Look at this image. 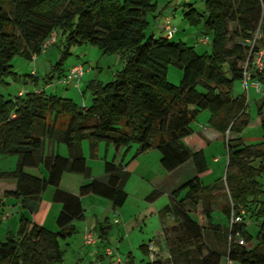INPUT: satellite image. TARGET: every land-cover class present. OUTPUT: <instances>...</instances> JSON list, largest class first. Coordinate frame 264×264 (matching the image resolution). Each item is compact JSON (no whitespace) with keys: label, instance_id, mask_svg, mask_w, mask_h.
<instances>
[{"label":"trees","instance_id":"trees-1","mask_svg":"<svg viewBox=\"0 0 264 264\" xmlns=\"http://www.w3.org/2000/svg\"><path fill=\"white\" fill-rule=\"evenodd\" d=\"M184 4L183 18L188 24L201 25L210 44L208 52L198 53L181 40L172 41L173 36L146 37V14L155 11V0H0V86L8 85L9 78L21 79L12 69V58L18 55L31 61L42 53L41 45L52 32L61 55L44 76L45 84L66 74L62 65L74 45H91L123 61L110 81L87 82L88 106L79 107L70 98L46 94L43 89L7 98L0 93V156H17L13 170L0 172L1 179L16 182V189L4 195L22 202L40 201L52 186L53 200L62 204L55 232L20 213L16 231L0 242V264H59L64 253L60 240L70 237L75 232L73 222L83 218L82 196L103 197L113 207L124 204L129 172L113 160L104 161L106 181L89 179L80 184L77 194L59 189L64 172L91 177L81 150L85 139L92 149L99 141L116 150L135 142L133 158L156 149L166 171L193 163L195 175L175 188L159 211L163 223L172 217V224L162 229L168 257L140 264H224L226 259L234 264H264V93L257 103L261 139L245 143L241 133L249 123L247 96L232 92L234 83L243 78L244 65L250 66L253 53L264 47V0H204L201 10ZM257 30L258 46H251ZM170 65L181 70L177 85L167 80ZM26 76L37 84V75ZM250 78L264 87V69L253 71ZM205 110L207 124L226 146L223 176L209 184L201 179L208 171L203 151L184 141L193 134L197 115ZM46 142L65 144L67 155L44 154ZM40 163L46 168L45 177L24 171ZM219 193L224 198L220 210L225 224L213 222L211 215ZM158 196L152 190L147 199ZM199 202L204 226L189 213ZM231 211L243 214L242 221L230 227ZM246 217L257 227L254 236L244 224ZM97 227L101 241L109 226L97 223ZM236 233L254 244L239 245ZM140 248L146 251L144 245ZM128 258L127 264H132Z\"/></svg>","mask_w":264,"mask_h":264},{"label":"rangeland","instance_id":"rangeland-1","mask_svg":"<svg viewBox=\"0 0 264 264\" xmlns=\"http://www.w3.org/2000/svg\"><path fill=\"white\" fill-rule=\"evenodd\" d=\"M122 2L123 0H119ZM156 2V8L155 11L152 13L146 14V20H147V26L144 29L145 36H153L155 38H158L160 36L164 35L163 30V24L162 19L164 17H169L171 19V25L175 29V33L173 34L172 41H183L187 45L194 47L195 51L198 53L208 52L210 50V44L208 42H201L198 41V39L204 38L205 35L202 33L201 25H191L188 24L187 21L183 18V9L184 3H192L193 6L197 10H201L204 6V0H155ZM208 38V37H206ZM56 41V40H55ZM201 44V45H200ZM59 43H56L49 46L44 52H42L40 55H38V61L42 64H38V62L35 64L32 74L35 76L37 75L39 77V80L37 84L34 86L32 84L31 79L26 76V74H30V65L33 64L34 60H27L25 58H22L21 56L15 55L12 58L11 65L14 72H16L20 76L19 81H15L11 78H9L7 81L9 82L8 85H1L0 86V93L5 97H13L17 95V90H22L23 93L27 91H35V89H43V91L46 94H53L57 95L59 97H66L70 98L75 104H77L79 107L82 105L88 106L91 102V94L90 91L86 88L87 82L90 80L92 75H97L98 79L104 83L110 81L113 78V74L120 70L123 61L122 59L115 54H103L101 51H99L96 47L91 45H74L70 48V55L65 59L62 68L63 71H67L68 67L72 64H81L84 66L85 70H91L90 77H86V81L82 84L80 83V87H73L71 85H65L60 80H58L56 77L52 78L50 83H46L43 81L44 76L50 71V66L56 63L60 57V49L58 46ZM256 46H258V43L256 42ZM262 48V47H259ZM258 48V49H259ZM33 61V62H32ZM32 62V63H31ZM85 74V73H84ZM181 77V70L177 68L176 66L170 65L168 67L167 71V80L168 82L177 85L179 83ZM84 80V78H83ZM257 82L256 80L250 79L247 80V91L243 90V85L241 82L236 81L233 85V95L241 94L243 92L246 93L247 96V111L249 113V123L248 125L243 129L241 136L245 143H254L261 139V128L259 126V117L257 112V102H255L261 95L262 91H264V87L260 84L259 90L256 91V89L252 86L253 82ZM254 88L255 92L251 89ZM209 118V112L207 110L201 111L195 120L192 123V128L194 130L193 132V138L187 139L186 144L189 147H195L196 142L201 137V128L200 125H207ZM210 132L215 133V131L212 130V128L207 125ZM211 139V138H210ZM100 145V146H99ZM110 145V153L108 154L107 158L112 159L113 155L115 153L114 147ZM47 146V142H46ZM97 146V147H96ZM95 146V148H91L89 140L85 139L81 142V148L82 153L86 159V164L90 168V174L95 177L97 174L102 173L103 170V158L105 156V146L106 143L104 141H99L98 144ZM137 143L132 142L129 147H122L120 148V157L124 158V163H127L133 155H135V151L137 148ZM60 147L62 152H60V155H67V149L65 144L58 143L55 146V149ZM99 147V153H97V148ZM204 156L208 165V171H206L204 174L201 175V179L204 184L212 183L213 180L220 178L223 176L225 165H226V146L223 141V139H217L210 141L207 145L204 146ZM62 153V154H61ZM126 154V155H125ZM17 158L16 155H11ZM139 156V157H138ZM136 157H138L137 160H139V165L134 168L132 172L129 173V177L127 181L125 182L124 189L128 193L127 199L125 203L122 205V214L126 213L127 216L130 215L129 218L133 220L135 218V215H137V211L142 206L141 201L139 200V196L142 194L146 196L147 194L151 193L153 189H159L160 191H165L163 188H161V180L166 179V175L168 172L163 169V167L160 165L159 158L160 154L156 149H150L146 152L138 154ZM135 157V158H136ZM216 158V161H213V159ZM3 161H0L4 165H6L8 162L5 160H8L5 158L0 159ZM28 171H31L33 173L38 174H45L46 171L44 170L43 165H40L39 167H33V168H27ZM149 173V174H147ZM140 176H143L145 178L144 181L141 180ZM194 176V173L190 175H179L178 181L180 185L181 183L187 181L188 179L192 178ZM146 184V185H145ZM161 189H160V188ZM50 190V187L48 186L46 190ZM44 192L48 193V190ZM43 192V193H44ZM183 194V191L180 195ZM179 195V196H180ZM93 198H96L98 200H103L97 196H91ZM95 200V199H94ZM90 199L89 197H86L83 200V207L85 209V212L89 216L98 215L100 213L101 209H103L102 205H99L96 201ZM216 204H213L211 215L213 216V222H218L225 224L226 218L222 215L220 206L224 203V198L220 193L215 196ZM214 200V201H215ZM169 202V196L165 193L161 194L159 198L156 200V204L159 207H162L165 205V203ZM190 215L198 221V223L201 226L206 225L205 217L203 215V208L201 205V202L197 204L194 208H189ZM126 216V217H127ZM117 219L121 221L122 218H120L118 215L116 216ZM122 217V216H121ZM166 219L172 220L171 215L168 216ZM94 220V219H93ZM158 220V219H157ZM134 221V220H133ZM153 218L151 219H145V221L141 222L142 231L137 228V226L134 228V231L125 234H121L120 231L116 230V225H112L110 229V233L108 234V242L107 245L117 252L121 257H124L127 255L129 251H132L135 254V257L137 260L140 259L141 252L138 248V246L142 243H147L150 239L154 237V234H151L149 231L153 229L152 225ZM245 226L248 228L250 234L252 236L256 233V225L254 221L248 217L243 219ZM135 222V221H134ZM79 223V222H78ZM168 224L170 222H167ZM81 224V223H80ZM80 224H77L78 226ZM138 225V223H137ZM56 229V228H52ZM49 230V229H48ZM50 231H54L51 230ZM161 237L163 235L161 234ZM163 239V238H162ZM156 239L155 244L159 246V242L161 245V253L158 251V254L155 256L154 259H160L164 260L167 257H163L164 253L166 252L167 245L163 241ZM211 241L214 242V244L220 245L217 243L213 236L210 237ZM69 242L68 245L66 243ZM60 247L61 249L65 250L62 256V260L59 264H98L96 262L95 255V249L93 246L91 247H85L82 245L81 237L79 234H74L72 237H69L65 241L60 240ZM132 243V246L129 245ZM153 243V242H151ZM245 246L247 248H250L254 241L251 243L244 242ZM153 245V244H151ZM131 246V250H130ZM220 247V246H219ZM89 248V250H87ZM166 248V249H165ZM152 250V246L151 249ZM168 252V251H167ZM93 256V257H92ZM224 261V262H223ZM222 262L226 264V260H223ZM236 264V263H235Z\"/></svg>","mask_w":264,"mask_h":264},{"label":"crops","instance_id":"crops-1","mask_svg":"<svg viewBox=\"0 0 264 264\" xmlns=\"http://www.w3.org/2000/svg\"><path fill=\"white\" fill-rule=\"evenodd\" d=\"M167 17H164L162 19V24L164 19ZM202 39V38H201ZM201 39H198V41H200ZM201 45V44H200ZM33 62V61H32ZM31 62V63H32ZM38 62H40V60L38 61V56L35 59V61L33 62V64L30 65V74H32L34 69L35 64ZM40 64H42L40 62ZM74 65H79L77 64H72L71 66L68 67V69ZM81 65V64H80ZM82 66V65H81ZM83 67V70L85 71L82 79L78 82L75 83H71L73 87H80V83L82 84L83 82L86 81V79L88 77H90L91 74V70H88ZM67 69V70H68ZM87 77V78H86ZM84 78V80H83ZM99 80L97 75H92L90 80ZM100 81V80H99ZM69 84V85H71ZM251 88V87H250ZM254 92V88H251ZM40 90V89H35ZM19 92H23L22 90H17V94ZM256 93V92H255ZM238 95V94H237ZM258 103V99L255 101ZM259 122V120H258ZM208 125V124H207ZM207 125H200L201 128V137L200 139L197 140L196 142V146L195 147H191L194 150H204V146L207 145L210 141H212V139L217 140V139H221L222 137L215 131V133L210 132L209 128L207 127ZM193 135H190L186 138H184V141L186 142L187 139H192ZM211 138V139H210ZM98 144V142L95 144V146ZM56 144H50L47 142V146L45 143L44 146V151L43 153H49L51 151L55 152V153H60L62 152V150L60 149V147L55 149ZM100 146V145H99ZM97 147V146H96ZM95 148V147H94ZM82 150V148H81ZM114 155L112 159L107 158L108 154L110 153V145L106 143L105 146V156L102 159L103 160V164L105 160L111 161L113 160L115 163H120L121 165L125 166V169L130 173L134 170L135 167H137L139 165V160L138 157H132L127 163H124V158L120 157V149L116 150L114 148ZM99 153V147L97 148V153L96 155ZM62 154V153H61ZM204 154V151H203ZM60 155V154H59ZM126 155V154H125ZM64 156V155H61ZM84 156V155H83ZM98 156V155H97ZM8 163L6 165H4L5 167H3L2 164H0V172H7V171H11L15 168L16 166V162H17V158H15L14 156H5ZM3 156H0V159L5 158ZM85 158V157H84ZM3 161V160H0ZM213 161H216V158L213 159ZM159 162H160V158H159ZM2 163V162H0ZM85 163H86V159H85ZM40 165H43V163H40L37 167H39ZM87 165V164H86ZM44 167V165H43ZM27 168H33V167H25L24 171L38 176V177H45L47 175V171L46 168L44 167V170L46 171L45 174H38V173H33L31 171H28ZM168 174L166 175V179L161 180V188H163V190L165 191H160L159 189H153V190H157L159 193V196H161V194L165 193L169 196V194L175 189L177 188L180 181H178V177L179 175H190L192 173H194L195 175V171H194V166L193 163L191 161H187L184 164H182L181 166L177 167L176 169L172 170V171H167ZM149 174V173H147ZM204 174V173H203ZM98 179L101 181H106L107 177L104 174L103 170L102 173L97 174L95 177H93L91 175L90 178L86 179L82 174L80 173H74V172H64L59 184V189L63 190V191H67L70 192L72 194H77L78 188L80 186V184L85 183L87 181H89V179ZM141 180L144 181L145 183H147L145 181V178L143 176H140ZM146 185V184H145ZM125 186V185H124ZM50 190H48L47 192L42 193L41 195V199L40 201H34L32 199H26L23 202L14 196H5L4 192L5 191H9L12 192L16 189V182L14 179L8 178V179H1L0 178V242H3L5 240V236L7 233H14L17 229L18 226V218H19V214L23 213L27 218L31 219L33 222L44 226L47 229H51L57 231L58 227L56 225V217L59 213V211L61 210V206L62 204L60 202L54 201L53 200V195L55 192V188L52 186H49ZM159 187V188H160ZM160 188V189H161ZM46 190V191H47ZM127 193V192H126ZM149 194H147L146 196L144 195H140L139 196V200L142 203V206L140 207V209L137 211V215H135V218L133 220H131L130 215L127 216L126 213L122 214V206L121 207H113L112 203L100 196L97 195H85L81 197V205L83 207V200L86 197H89L90 199L96 201L99 205L103 206V209H101L100 213H98L99 216L97 215H93V216H89L86 214L85 209L83 211V218L81 220H77L73 222L74 228H75V232L70 236L72 237L75 233L79 234L81 237V242L82 245H84L85 247H92L95 249V255L94 257H96V262H98V264H111L114 261H116L117 259L119 260H125V261H129V256L132 258L133 263L132 264H140L143 262H149L151 260H153L155 258V256L158 254V251H161V245L159 242V246H157L155 244V240H161V234H162V229L163 227L169 226L170 224H172V220L167 219L164 223L161 220V218L159 217V211L167 204L165 203V205H163L162 207H159L156 204V200L159 198L156 197L154 199H147V196ZM91 196H97L103 200H98L96 198H93ZM128 196V193H127ZM127 199V198H126ZM126 201V200H125ZM125 203V202H124ZM119 216L121 219V221L119 219H117L116 216ZM122 216V217H121ZM127 216V217H126ZM152 219V227L153 229L151 231H149L151 234H154V237L152 239H150L147 243H142L140 245H144L146 247V251L142 250L140 248V245L138 246L140 252H141V257L139 260L136 259L135 254L132 251H129L127 253L126 256L121 257L117 252L115 253V251H113V255L112 256H108L105 253V249L106 248H110L107 245L108 242V234L110 233V229L111 226L114 224L116 225V230L120 231V233L127 235V233L133 232L134 228L137 226V228H139L140 231H142V227H141V222L145 221V219ZM94 219V220H93ZM117 221H116V220ZM158 219V220H157ZM79 222V223H78ZM167 222H170L169 224ZM81 223V224H80ZM97 223L100 224H104L106 226H109V229L107 230V235L106 237H104V239H102L101 241L98 240L97 238ZM138 223V225H137ZM77 224H80L79 226ZM52 228H56V229H52ZM91 230L93 233V236L95 238L94 242L92 243H86L84 241V232L85 230ZM69 238V237H68ZM67 238V239H68ZM66 239V240H67ZM66 240H62L65 241ZM163 241V239H162ZM153 242V243H151ZM69 242L66 243V245H68ZM153 244V245H151ZM132 246V243L129 244ZM149 245L152 246V250H149ZM131 246H130V250H131ZM166 249V248H165ZM87 250H89V248H87ZM65 252V250H64ZM163 257H167L168 256V252L166 249V252L164 253V255H162ZM93 257V256H92Z\"/></svg>","mask_w":264,"mask_h":264},{"label":"built area","instance_id":"built-area-1","mask_svg":"<svg viewBox=\"0 0 264 264\" xmlns=\"http://www.w3.org/2000/svg\"><path fill=\"white\" fill-rule=\"evenodd\" d=\"M163 30H164V36L166 38L172 37L173 34L175 33V29L172 27L171 19L169 17L165 18L163 21ZM259 37H260V33L257 30L255 32L253 38L251 39V41H249L250 45L251 46L255 45ZM55 40H56V34L54 32H52L50 34L49 38L46 39L42 43L41 51L44 52L49 46H51L55 42ZM200 41L203 43L208 42V38L204 37ZM35 57L36 56L33 55L32 60H34ZM262 69H264V47L259 48L256 52L253 53V59H252L250 66H247L246 64L244 65L243 78L240 81L243 85V90L247 91V84L246 83H247V80L249 81L251 79L250 74L253 71H261ZM84 72L85 71L83 70V67L80 64L74 65L68 69V71L62 77V79L60 81L65 85L78 82L82 79ZM252 86L256 89V91H258L259 87H260V83L254 81L252 83ZM262 93H264V91H262ZM21 94H22L21 92L18 93V95H21ZM82 106H84V105H82ZM242 214H243V211H240L239 213H235L234 211H231L230 215H229V219H228L229 226L231 227L232 225L241 222L242 221ZM83 237H84V241L86 243H92L95 240L92 231L88 230V229L85 230ZM235 242H237L239 245H244V240L242 237H240L238 235V233L235 234ZM148 248L151 249V246L149 245ZM105 253L108 256H112L113 250L111 248H106ZM111 264H127V261H125V260L121 261V260L117 259L116 261H114ZM226 264H234V263L232 261L226 259Z\"/></svg>","mask_w":264,"mask_h":264}]
</instances>
